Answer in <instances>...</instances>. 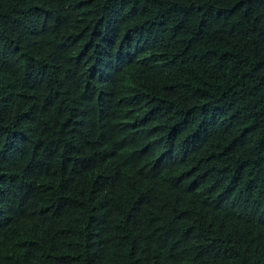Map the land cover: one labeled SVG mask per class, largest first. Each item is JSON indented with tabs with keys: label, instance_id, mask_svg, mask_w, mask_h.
Masks as SVG:
<instances>
[{
	"label": "trees",
	"instance_id": "16d2710c",
	"mask_svg": "<svg viewBox=\"0 0 264 264\" xmlns=\"http://www.w3.org/2000/svg\"><path fill=\"white\" fill-rule=\"evenodd\" d=\"M0 264H264V0H0Z\"/></svg>",
	"mask_w": 264,
	"mask_h": 264
}]
</instances>
